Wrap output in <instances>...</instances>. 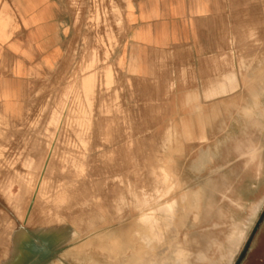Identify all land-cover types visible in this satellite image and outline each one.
Masks as SVG:
<instances>
[{"label":"rangeland","instance_id":"rangeland-1","mask_svg":"<svg viewBox=\"0 0 264 264\" xmlns=\"http://www.w3.org/2000/svg\"><path fill=\"white\" fill-rule=\"evenodd\" d=\"M127 1L57 0L66 56L25 135L0 122V264H264V0H226L244 72L203 107L128 77Z\"/></svg>","mask_w":264,"mask_h":264},{"label":"crops","instance_id":"crops-1","mask_svg":"<svg viewBox=\"0 0 264 264\" xmlns=\"http://www.w3.org/2000/svg\"><path fill=\"white\" fill-rule=\"evenodd\" d=\"M58 6L57 0H0V122L15 137L27 132L26 123L43 100L41 90L72 41V12L62 13ZM231 6L226 0H128L122 59L128 77L157 83L169 90V100L181 98L179 104L188 107L210 105L225 85L236 90L237 75L244 70L242 64L240 70L233 66L227 48ZM227 75L234 78L230 84ZM216 112L214 104L208 118L202 112L180 119L192 124L177 129L175 136L211 137L205 123L211 127Z\"/></svg>","mask_w":264,"mask_h":264},{"label":"flooded vegetation","instance_id":"flooded-vegetation-1","mask_svg":"<svg viewBox=\"0 0 264 264\" xmlns=\"http://www.w3.org/2000/svg\"><path fill=\"white\" fill-rule=\"evenodd\" d=\"M264 218V216H262V217H260V219L259 220H262ZM250 240H251V238H250ZM247 247V248H246ZM245 248H246V253H245V255L247 254V251H248V248H249V245L248 244H246V246H245ZM244 248V249H245ZM245 255H244V257H245ZM244 257L242 258V260L244 259ZM242 260H240V261H242ZM22 262V264H26V261H24V260H21ZM239 261V262H240Z\"/></svg>","mask_w":264,"mask_h":264},{"label":"water","instance_id":"water-1","mask_svg":"<svg viewBox=\"0 0 264 264\" xmlns=\"http://www.w3.org/2000/svg\"><path fill=\"white\" fill-rule=\"evenodd\" d=\"M264 216V212L262 213L261 217ZM57 232V231H56ZM247 248V247H246ZM246 248L242 251V253L240 254L238 261L242 260V258L244 257L245 253H246Z\"/></svg>","mask_w":264,"mask_h":264},{"label":"bare ground","instance_id":"bare-ground-1","mask_svg":"<svg viewBox=\"0 0 264 264\" xmlns=\"http://www.w3.org/2000/svg\"><path fill=\"white\" fill-rule=\"evenodd\" d=\"M248 1V0H247Z\"/></svg>","mask_w":264,"mask_h":264}]
</instances>
